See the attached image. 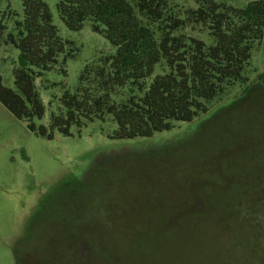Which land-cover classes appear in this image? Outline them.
<instances>
[{
  "label": "rangeland",
  "instance_id": "rangeland-1",
  "mask_svg": "<svg viewBox=\"0 0 264 264\" xmlns=\"http://www.w3.org/2000/svg\"><path fill=\"white\" fill-rule=\"evenodd\" d=\"M43 1L50 7L59 36L72 42L77 51L66 61V75L59 66L45 75L43 85L56 84V87L45 89L38 82L46 107V115L38 125L48 124L51 111L56 108L54 101L63 93L62 86L74 91L86 65L115 53L103 36L92 31L90 22L79 32L68 30L56 10L60 0ZM200 1L203 0H175L185 8H197ZM213 1L244 8L258 0ZM22 19L21 0L0 1V24L7 27L4 38L15 33V23ZM186 33L207 45L212 43L207 32ZM18 57L17 49L0 41L1 75L6 88L15 89L13 70L18 66ZM261 74H264V39L254 51L245 77L251 83ZM245 87L239 84L229 87L208 104V114L200 115L192 123H177L171 131L157 133L149 139H112L116 127L108 119L105 123L89 124L81 132L74 129L71 137L56 135L48 140L32 133L25 122L16 119L0 103V264H44L43 256L56 258V264H62L61 259L64 261L66 257L70 259L73 250L69 245L74 246L76 221L89 220L88 205L98 202L104 205L110 200L106 193L113 195L119 204L121 197L134 203L140 233L130 238L131 245L125 239L120 240V245L111 253L106 251L96 258L86 254L85 263L91 260L102 264H252L260 261L264 257V239L258 234H264V228L250 227L251 217L240 216L244 212L251 215L252 195L258 188H264V166L259 171L255 169L262 148L251 145L252 141L264 139V113L260 121L219 122L204 129L194 140V151L205 161L200 170L190 169L189 158L183 154L162 159H132V155L139 156L149 148L167 142L175 144L209 115L240 97ZM256 111L257 106L250 102L248 117L255 118ZM167 157L169 169L160 172V168L166 167L161 161L166 163ZM170 162H181L176 178L168 172L172 169ZM252 175H258L260 183H253L256 177ZM77 178H86L87 186L80 188V195L74 192L73 183ZM128 179L134 180L124 184ZM160 179L184 189L209 188L217 192L195 205L199 206L197 217L189 216L190 209L183 207L175 213V218L168 214L160 221L164 224H158L156 211L160 202L158 193L153 191L161 185ZM100 181L104 184L102 187L97 186ZM98 190H102L99 197ZM167 200L170 203V198ZM243 252L248 255L244 259ZM68 264H74V260Z\"/></svg>",
  "mask_w": 264,
  "mask_h": 264
},
{
  "label": "trees",
  "instance_id": "trees-1",
  "mask_svg": "<svg viewBox=\"0 0 264 264\" xmlns=\"http://www.w3.org/2000/svg\"><path fill=\"white\" fill-rule=\"evenodd\" d=\"M21 1L23 19L16 21L15 33L4 38L7 27L0 24V41L19 51L18 66L13 70L15 89L3 85L0 67V103L42 138L71 137L74 129L81 132L89 124L110 119L116 127L112 139H149L171 131L177 123H192L208 114V104L229 87L246 85L240 97L209 115L175 144L167 142L142 151L139 156L132 155V159H162L183 154L189 158L190 169L200 170L205 161L194 151V140L204 129L219 122L260 121L264 113V74L251 83L245 77L253 53L264 39V0L250 2L244 8L213 0L200 1L197 8H185L175 0H60L56 10L68 30L79 32L90 22L92 31L103 36L115 53L86 65L74 91L62 86L63 93L54 101L56 108L52 109L48 124L38 125L46 115L38 82L45 89L56 87L43 85L45 75L57 66L66 75V61L77 49L59 36L48 4L43 0ZM187 31L207 32L212 43L207 45ZM250 102L257 106L255 118L248 117ZM50 104L54 106L53 101ZM251 145L262 148L255 162L259 171L264 166V139L252 141ZM161 162L166 167L160 172L168 170V157L166 163ZM180 163L170 162L172 169L168 172L175 178ZM253 176L256 178L252 182L260 183L258 175ZM163 180L153 191L158 193L160 202L156 212L158 219L162 218L157 219L158 224L168 214L175 218L183 207L190 209L189 216H196L199 206L195 205L217 192L209 188L184 189ZM100 182L97 186L102 187ZM73 185L76 195H80L87 186L86 178L75 179ZM102 190H98L97 197ZM106 194L110 197L107 204L88 205L89 220L80 217L76 221L74 246L69 245L73 255L61 259L62 264L72 259L74 264H102L98 260L85 263L83 259L88 253L95 258L106 251L111 253L123 239L131 245L130 238L139 236L134 203L121 197L119 204L113 195ZM42 260L44 264H56L57 259L43 256Z\"/></svg>",
  "mask_w": 264,
  "mask_h": 264
},
{
  "label": "flooded vegetation",
  "instance_id": "flooded-vegetation-1",
  "mask_svg": "<svg viewBox=\"0 0 264 264\" xmlns=\"http://www.w3.org/2000/svg\"><path fill=\"white\" fill-rule=\"evenodd\" d=\"M257 191L258 192H255L254 195H252V201L253 202L251 205H253V207H252L251 215L249 216L248 212L247 213L244 212V215L240 216V217H243V218L244 217H247V218L251 217L252 225H250V227L253 226L257 229H260L262 227L264 228V188H258ZM248 211H249V209H248ZM258 236H261L260 238L264 239V234H262V235L258 234ZM242 254H243L242 259H244V255H246V257L248 256L244 252ZM225 263L230 264L229 262H225ZM252 264H264V257L262 256L260 261L252 263Z\"/></svg>",
  "mask_w": 264,
  "mask_h": 264
}]
</instances>
